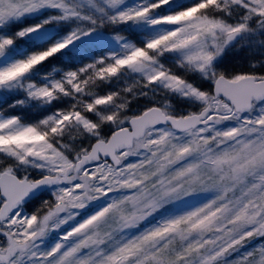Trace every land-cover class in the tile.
<instances>
[{"label": "snow or ice", "instance_id": "6c2138e0", "mask_svg": "<svg viewBox=\"0 0 264 264\" xmlns=\"http://www.w3.org/2000/svg\"><path fill=\"white\" fill-rule=\"evenodd\" d=\"M0 264H264V0H0Z\"/></svg>", "mask_w": 264, "mask_h": 264}, {"label": "rangeland", "instance_id": "374dc122", "mask_svg": "<svg viewBox=\"0 0 264 264\" xmlns=\"http://www.w3.org/2000/svg\"><path fill=\"white\" fill-rule=\"evenodd\" d=\"M133 38L139 39L140 37L138 35L134 36ZM248 53L247 52H240V53H230L229 56L226 58L228 61L227 67L230 69L235 68L236 70L240 69H247V59H248ZM6 107V105H5ZM32 115H35V111L33 110ZM34 210V203L33 205H26L25 211L31 212ZM66 227V226H65ZM56 237V234H51V238L54 240Z\"/></svg>", "mask_w": 264, "mask_h": 264}]
</instances>
